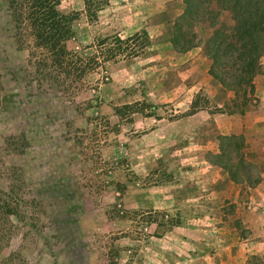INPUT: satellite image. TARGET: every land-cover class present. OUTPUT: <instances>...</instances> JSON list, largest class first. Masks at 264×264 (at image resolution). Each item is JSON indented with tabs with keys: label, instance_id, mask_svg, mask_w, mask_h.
Masks as SVG:
<instances>
[{
	"label": "rangeland",
	"instance_id": "obj_1",
	"mask_svg": "<svg viewBox=\"0 0 264 264\" xmlns=\"http://www.w3.org/2000/svg\"><path fill=\"white\" fill-rule=\"evenodd\" d=\"M60 2L85 57L98 38L142 28L152 45L93 70L96 100L81 109L73 79L49 75L28 23L0 0V264H264L262 195L217 163L236 107L206 50L215 28L232 29L218 0H196L188 21L184 0H109L96 21L84 0ZM180 27L187 52L172 44ZM230 54L216 67L228 82ZM126 103L139 111L118 116Z\"/></svg>",
	"mask_w": 264,
	"mask_h": 264
},
{
	"label": "trees",
	"instance_id": "obj_2",
	"mask_svg": "<svg viewBox=\"0 0 264 264\" xmlns=\"http://www.w3.org/2000/svg\"><path fill=\"white\" fill-rule=\"evenodd\" d=\"M60 3V0H9L16 20L19 24L24 21L28 23L29 35L34 39L36 46L42 48L40 52L42 62L48 69L49 75L64 82L71 77L78 97L82 98L79 107L89 109L96 100V95L91 92L97 90L91 79L88 80L90 73L103 62L115 60L125 52H128L125 54L130 57L138 55L139 52L151 47L152 40L149 31L145 28L125 38L120 34L102 36L95 44L97 52L85 57L80 53V45L73 47L70 45L76 37L73 25L75 16L62 12L59 9ZM84 3L89 20L96 21L100 12L109 4V0H84ZM184 3L183 17L188 21L198 8V4L196 0H184ZM218 3L220 11L226 13V21L232 29L227 31L215 28L206 43L207 54L212 61L210 72L222 86L236 93V107L231 109L230 113H242L248 109L252 100V97L247 98V87L250 88V94H255L254 78L264 70L261 61L264 57V0H218ZM172 44L180 52H187L195 46L182 27L175 30ZM229 53L238 67V73L230 82L223 76L225 73L216 69L225 65V58ZM241 91L244 92V98L239 103ZM83 94L85 97L82 96ZM197 104L198 101L195 100L193 108ZM114 111L118 116L123 117L139 109L135 103H126L116 105ZM94 118L96 121L100 119L99 116ZM95 124L98 126L100 121ZM115 128L119 130L117 126ZM219 147L217 163L228 171L231 181L245 183L249 187L261 182V174L253 173L254 163L246 158L248 143L244 134L233 133L220 137ZM20 210L19 204L12 209L9 208L8 212L18 215Z\"/></svg>",
	"mask_w": 264,
	"mask_h": 264
},
{
	"label": "crops",
	"instance_id": "obj_3",
	"mask_svg": "<svg viewBox=\"0 0 264 264\" xmlns=\"http://www.w3.org/2000/svg\"><path fill=\"white\" fill-rule=\"evenodd\" d=\"M263 69H264V60ZM255 85V96L257 104L245 112L232 113L229 115L231 121L227 126L221 127L224 131L234 134H244L249 142V149L260 156L261 182L252 189L262 195L264 200V70L258 74L253 81ZM228 114L227 112L222 113ZM259 159V158H258ZM257 160V159H254ZM253 162H256L254 161Z\"/></svg>",
	"mask_w": 264,
	"mask_h": 264
}]
</instances>
